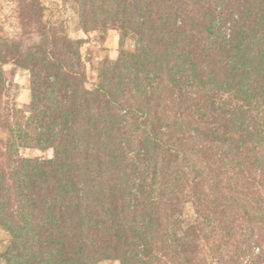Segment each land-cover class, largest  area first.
<instances>
[{
    "label": "trees",
    "instance_id": "trees-1",
    "mask_svg": "<svg viewBox=\"0 0 264 264\" xmlns=\"http://www.w3.org/2000/svg\"><path fill=\"white\" fill-rule=\"evenodd\" d=\"M129 1L134 11L142 9L144 13L175 6L170 0ZM196 4L198 13L189 17L196 46L193 48L189 41L186 47L229 69L231 81L225 93L230 98L220 96L224 89L203 77L197 57L193 61L185 52L179 65L183 83L193 84L202 93V105L194 110V117L202 121L209 114L212 121H202L199 126L184 119L179 123L206 140L222 139L235 150L250 148L252 156L264 160V9L255 8L252 16L246 9L242 19L231 18L229 34L222 35L216 23L223 20V8L216 11L208 1L197 0ZM176 11L181 14L183 10ZM61 42L64 46L59 49L51 43L25 51L12 43L0 45V129L9 135L6 157L0 162V227L11 236L6 264L157 263L151 242L159 237L164 222L173 227L179 224L170 219L161 203L163 190H154L143 182L152 181L160 172L157 161L151 157L139 159L137 165L148 175L132 176L126 155L114 144L116 126H140L149 133L153 148L160 150L161 156H180L188 169L213 185L227 207L241 210L247 221L264 224V216L230 189L232 177L213 172L191 158L194 155L182 144L157 137L156 124H169L163 113L151 111L147 105L122 109L127 102L125 84L115 77V65L103 61L98 81L89 89L79 43L65 37ZM63 49L71 56H62ZM10 56L27 65L32 73L41 70L45 74L41 77L42 92L32 97L31 115L24 129L18 122L8 124L10 113L3 100L6 81L2 66ZM50 70L54 72L51 81L46 76ZM237 74L239 79L234 80ZM114 111L121 116L114 115ZM17 114L12 111L11 116L18 118ZM36 127L40 129L37 134ZM39 140L42 147H53L54 158L19 156L21 147ZM64 152L69 156L63 157ZM134 165L133 160L129 167ZM176 198L172 190L166 192V201ZM214 221L200 213L197 220L184 223L180 232L172 230L169 238L173 253L188 256L189 235L214 231Z\"/></svg>",
    "mask_w": 264,
    "mask_h": 264
},
{
    "label": "rangeland",
    "instance_id": "rangeland-1",
    "mask_svg": "<svg viewBox=\"0 0 264 264\" xmlns=\"http://www.w3.org/2000/svg\"><path fill=\"white\" fill-rule=\"evenodd\" d=\"M198 1L210 2L216 11L223 8V20L216 23L222 35L229 34L231 18L242 19L246 9L250 10L249 16L256 12L255 8L264 9V0ZM170 2L175 6L162 9L151 7L148 13H144L142 9L134 11L129 0H0V45L12 43L25 51L51 43L59 49L64 46L61 42L63 37L70 42L77 41L89 89L97 83L103 61L110 66L115 65V77L125 84L127 102L122 109L128 105H147L151 111L163 113L169 124H156L154 130L157 137L163 136L165 141L182 144L194 155L191 158L201 161L213 172L232 177L230 189L264 216V160H260V156H252L250 148H239L238 151L222 139L206 140L179 123L184 119L190 125L199 126L202 121H212L209 114L202 121L194 117V110L202 105V93L193 84L183 83L184 73L179 72V65L184 61L185 52L191 55L193 61L197 57L196 64L203 77L215 81L218 88L224 89L219 93L223 99L230 98L225 92L231 76L228 68L213 59L199 57L192 48L186 47L189 41L193 48L196 46L197 38L189 17L198 13L197 0ZM177 8L183 10L181 14L176 11ZM63 50L62 56H71L66 49ZM166 52L167 56L164 55ZM2 71L6 81L3 100L10 113L8 124L18 122L24 129L31 115L32 97L42 92L41 77L44 78L45 74L41 70L32 73L27 65L15 62L11 56L6 58ZM46 76L51 81L53 70L48 71ZM233 79L238 80L239 74ZM62 82L68 84L67 81ZM12 111L19 112V117H12ZM112 113L121 116L116 111ZM39 130L36 127V134ZM148 134L140 126L135 128L132 124L116 126L112 137L114 144H118L126 155L127 169L133 171L132 176L148 175L137 165L139 159L151 157L157 161L160 172H156L152 181L147 179L143 182L154 190H163L161 203L166 206L170 219L179 224L173 227L164 222L159 237L151 242L156 264H264V224L247 221L241 210L227 207L213 185L188 169L180 156H161L160 150L153 148ZM7 139V131L0 129V162L6 157ZM40 144L41 140L21 147L19 156L45 160L55 157L53 147L49 144L42 147ZM67 156L69 154L63 155ZM133 160L135 165L130 168ZM133 180L138 184L137 179ZM170 190L177 198L166 201V192ZM200 213L208 214L215 220V230L190 234L187 238L191 244L188 256L174 254L169 235L175 229L178 232L179 228H185L184 223L197 220ZM10 243V234L0 227V264H6ZM99 264L117 263L103 261Z\"/></svg>",
    "mask_w": 264,
    "mask_h": 264
}]
</instances>
